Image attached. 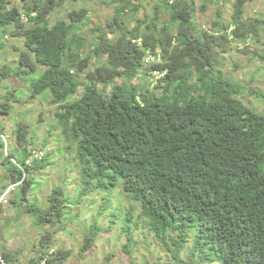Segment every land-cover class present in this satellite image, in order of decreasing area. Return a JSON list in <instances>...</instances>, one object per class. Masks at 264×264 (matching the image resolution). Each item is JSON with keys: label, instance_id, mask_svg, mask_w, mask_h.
Returning <instances> with one entry per match:
<instances>
[{"label": "trees", "instance_id": "obj_1", "mask_svg": "<svg viewBox=\"0 0 264 264\" xmlns=\"http://www.w3.org/2000/svg\"><path fill=\"white\" fill-rule=\"evenodd\" d=\"M23 1L19 8L0 0V38L24 42L14 46L15 64L0 66V82L26 81L31 98L49 94L56 107L49 117L63 128L64 150L77 146L72 169L80 173L84 190L120 188L127 194L132 201L127 221L131 224L137 205L169 259L153 264H264V113L244 104L243 87L225 73L233 44L262 42L264 20H244L246 0L234 3L226 14L230 19L214 23L210 32L206 21L198 23L205 13L196 0H110L108 6L118 4L114 16L97 26L90 11L78 6L82 0H74L67 18L54 22L49 16L55 0ZM138 39L141 46L133 43ZM156 48L163 62L148 68L144 55ZM249 50L242 53L264 63V51ZM151 70L166 71L155 88ZM15 92L5 99L17 102ZM11 111L10 103L0 104V114ZM2 128L1 134L10 133ZM14 130L21 147L30 143L28 124ZM14 157L2 162L12 168L10 183L22 178ZM31 183L18 188L20 205L39 215L41 225L55 224L52 211L61 219L65 200L54 192L49 207L37 211L28 199ZM134 220L128 233L139 226ZM98 232L85 234L82 251L90 250ZM128 235L125 251L131 256L138 244ZM50 237H42L41 251ZM1 255L11 264L8 250ZM45 255L30 264H40ZM69 256L59 250L47 264H63Z\"/></svg>", "mask_w": 264, "mask_h": 264}, {"label": "rangeland", "instance_id": "obj_2", "mask_svg": "<svg viewBox=\"0 0 264 264\" xmlns=\"http://www.w3.org/2000/svg\"><path fill=\"white\" fill-rule=\"evenodd\" d=\"M82 1L81 4L78 3V6L85 7L90 11L89 17L95 26L101 25L105 19L113 17L114 9L118 6L116 3L108 6L105 2L109 3L110 0ZM237 1L212 0L204 1L202 4V0H196L197 9L203 10L205 13V16L198 15V23L206 21L208 27L214 28V23L220 24L223 21L221 19L229 20L230 18L226 14H232L231 6ZM224 2H227L226 11L222 9ZM24 3L23 0L16 1L19 8H22ZM73 3L74 0H55L57 6L49 16L51 21L67 18L70 11L68 8ZM153 5L147 7L148 14H152ZM220 16H224V18H219ZM130 19L131 16L126 19L127 23ZM257 19L264 20V0H246L244 20ZM125 26L128 27V24ZM129 26H135V21H132ZM261 40L262 42L258 46L251 42L233 44L225 61V64H228L230 68L225 73L226 75L231 74L228 77L243 87L241 98L244 104L256 112L264 113V98L260 97V95L264 96V63L260 58L253 57V54L242 53L246 46H249V51L256 48L259 51H264V35H261ZM23 43L22 39L2 36L0 38V66L15 64L17 54H15L14 46L21 47ZM38 76L37 73L32 78ZM25 82L19 80H10L7 84L0 82V104L10 103L12 108L10 115L0 114L2 129L10 132L4 136V140L0 138V156H4L0 160V201L7 203L0 208V247L1 250L2 248L8 250L12 258L11 264H30V261L42 252L48 255L51 251L59 250L70 251L69 258L63 264H153L155 259L161 263L169 261L167 254L162 252L159 243L148 232L147 227L145 228L146 223L144 224L140 215L141 210L136 204L132 209L133 219L129 224L127 214L131 210L132 201L126 197L127 194L125 196L120 192V188L116 191L110 190L108 193L98 194L93 192V186L87 191L84 190L80 183V173L74 172L72 169L73 161L71 159L67 160L68 162L65 161L66 157L73 156L75 152L67 153V150H63L66 147L63 142L65 135L61 125L57 124L54 118L49 117L50 113L54 114L51 112L54 111V106L50 104L49 94L44 93L37 98H31L26 89L27 85L23 86ZM15 90L14 96L18 100L17 102L5 99V97L11 96V91ZM255 93H257L256 96ZM20 124L30 126L31 139L25 147L18 144V135L14 130ZM72 148L75 150L76 145L72 144ZM26 149L29 151L31 149L42 150L46 155L45 163H38L34 170H26L23 176L25 177L27 174L29 177L26 179L32 180V192L28 199L31 204H35L34 209L45 211L44 209L49 207H47L48 199L54 192H57L59 198L66 202L65 208L62 209L61 219L55 215V211H52L53 216L51 217L56 221L53 225L40 226L37 223L39 215L34 213H32V218L29 214H27L30 216L29 218H22L20 214L25 213L22 210L25 209L23 208L25 206L21 207L20 205L23 195L19 190L9 193L8 197L7 193L2 195V184H7L6 179L12 174V168L2 165V162L7 161L6 156L11 157L13 154L16 157L11 159L25 160L29 152ZM14 200L19 204L16 208L12 204ZM11 217L16 219L12 220ZM134 218L139 220V226L132 233H128L129 228L137 225ZM98 230L99 235L94 245L88 252L82 251L86 242L85 234H96ZM48 234H51L48 247L41 251L42 237ZM128 234H133L134 241L138 244L134 247L135 251L131 256L125 251V246L129 241ZM186 254L187 252L181 257L186 258Z\"/></svg>", "mask_w": 264, "mask_h": 264}, {"label": "clouds", "instance_id": "obj_3", "mask_svg": "<svg viewBox=\"0 0 264 264\" xmlns=\"http://www.w3.org/2000/svg\"><path fill=\"white\" fill-rule=\"evenodd\" d=\"M7 2H9V3H16V1L17 0H6ZM15 5V4H14ZM22 20H23V22H26V21H28V18H26V17H22ZM204 29H205V27H203ZM231 30H233V28H230ZM208 30V32H210V27H206V31ZM230 30V31H231ZM133 43L134 44H137L138 46H141V44H142V40L141 39H138V40H133ZM173 44H175V43H173ZM163 52H162V50L160 49V48H156L154 51L153 50H147L146 51V54L144 55V58H143V60H144V64L148 67V68H151V67H153V66H155V65H158V64H161L162 62H163ZM149 75H150V86H151V88H155V86H157L158 84H159V82H160V80H162V78L166 75V71L165 72H161V71H154V70H151V72L149 73ZM250 91H252V90H250ZM14 92V91H13ZM252 92H254V91H252ZM255 96L257 95V94H254ZM260 97H261V95H260ZM6 98V97H5ZM263 98V97H262ZM9 100V99H8ZM55 109H56V107H54V111H55ZM54 111H51V112H54ZM5 135H8V134H6V133H4V134H1L0 133V138L1 139H3L4 140V136ZM53 136V135H52ZM75 145V144H74ZM63 150H64V148H63ZM76 150H77V146H76V149L74 150L73 148H72V152H75L74 153V155L72 156V157H66V158H68V159H71V158H73V160L75 159V155H76ZM29 151V150H28ZM39 155L40 156V158H36V155ZM45 157H46V155L43 153V151L42 150H37V149H31L29 152H28V155H27V157H26V159L23 161V162H21V161H19V159H17V160H15V159H11V161H12V164L13 165H15L17 168H19L20 169V171H21V173H22V178H21V180H20V182H18V183H10L9 181V179H6L7 180V184H2V186L3 187H1L2 188V195H5V193H7L6 195H7V197H8V195H9V193H13V192H15V191H17V190H19L18 188H20L21 187V183H25L28 179L32 182V180L30 179V178H28V179H26L27 177H29L27 174L25 175V177H23L24 176V174H25V172H26V170H28V171H30L31 169H33L34 170V168H35V166L38 164V163H41L44 159H45ZM65 158V159H66ZM15 160V161H14ZM14 161V162H13ZM29 161H31L30 163H28ZM10 166V165H9ZM11 167V166H10ZM2 183V182H1ZM32 184V183H31ZM31 192H32V186H31ZM30 192V193H31ZM29 196V195H28ZM8 200V199H7ZM15 201V200H14ZM30 203V202H29ZM7 204V203H6ZM3 201H0V208L3 206V205H6ZM12 204L14 205L13 207L14 208H16V207H18L19 206V204H17V202L15 201V202H12ZM31 204V203H30ZM31 205H33V204H31ZM9 206H11V205H9ZM22 207V206H21ZM48 207V206H47ZM23 208H25V207H23ZM46 208V207H45ZM26 209V208H25ZM25 209H22L23 210V212H25L24 214L22 213V214H20V215H22V218H29L30 216H31V218H32V213H34L33 211H31L29 208L28 209H26V211H25ZM27 214H29V215H27ZM11 219L13 220V219H16V218H13V217H11ZM37 223L40 225V226H43V225H41L40 223H39V221H37ZM0 234H1V232H0ZM3 250H6L5 248H2ZM186 252V251H185ZM54 254H55V251H51L48 255H45L44 256V259L41 261V263L40 264H47V260H49V259H53V256H54ZM36 257V256H35ZM34 257V258H35ZM31 262V261H30ZM0 264H8V262L2 257V255H1V247H0ZM10 264V263H9Z\"/></svg>", "mask_w": 264, "mask_h": 264}, {"label": "built area", "instance_id": "obj_4", "mask_svg": "<svg viewBox=\"0 0 264 264\" xmlns=\"http://www.w3.org/2000/svg\"><path fill=\"white\" fill-rule=\"evenodd\" d=\"M36 158H40V156L37 154V155H36ZM30 162H31V161H29L28 163H30Z\"/></svg>", "mask_w": 264, "mask_h": 264}]
</instances>
